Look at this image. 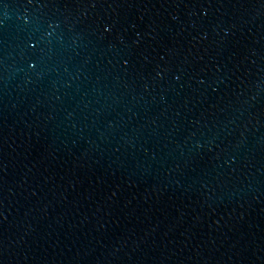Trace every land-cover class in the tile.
<instances>
[{
    "label": "water",
    "instance_id": "95a60500",
    "mask_svg": "<svg viewBox=\"0 0 264 264\" xmlns=\"http://www.w3.org/2000/svg\"><path fill=\"white\" fill-rule=\"evenodd\" d=\"M0 264H264V0H0Z\"/></svg>",
    "mask_w": 264,
    "mask_h": 264
}]
</instances>
